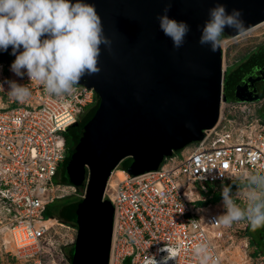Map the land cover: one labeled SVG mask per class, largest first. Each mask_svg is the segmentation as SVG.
Returning <instances> with one entry per match:
<instances>
[{"label":"built area","instance_id":"obj_1","mask_svg":"<svg viewBox=\"0 0 264 264\" xmlns=\"http://www.w3.org/2000/svg\"><path fill=\"white\" fill-rule=\"evenodd\" d=\"M8 81L27 86L30 95L23 101L10 97ZM0 86V250L25 264H69L63 251L67 243L58 245L52 238L54 225L62 224L44 212L68 194L65 188H74L53 179L69 150L64 132L80 120L94 93L76 85L71 94L50 96L26 74L16 76L5 61H0ZM191 145L186 155L172 152L140 176L109 182L110 175L103 195L113 208L108 264L126 259L146 264L147 257L160 261L167 253L159 250L166 245L173 257L168 264H199L194 249L200 243L208 244L214 264H264L260 254L226 262L215 244L222 237L219 213L209 211V204L195 206L204 199L189 190L197 184L222 191L231 184L235 195L245 173L264 168V97L221 102L215 126ZM234 198L242 203L241 195Z\"/></svg>","mask_w":264,"mask_h":264},{"label":"water","instance_id":"obj_2","mask_svg":"<svg viewBox=\"0 0 264 264\" xmlns=\"http://www.w3.org/2000/svg\"><path fill=\"white\" fill-rule=\"evenodd\" d=\"M79 2L95 7L112 45L111 51L101 45L100 72L83 76L78 84L93 91L96 105L83 126L74 123L66 129L73 147L62 181L85 186L84 197L66 216L76 227L69 264H108L113 208L103 195L111 173L118 168L134 178L153 171L163 158L215 126L226 100L222 51L213 53L209 45L199 44L201 29L217 3L229 13L239 10L251 29L264 22V0H173L167 15L190 28L179 49L159 29L157 16L169 7L167 0ZM234 35L226 28L223 37ZM11 53L9 47L6 54L13 63ZM263 75L261 68L247 76L231 90L230 99L256 101Z\"/></svg>","mask_w":264,"mask_h":264},{"label":"clouds","instance_id":"obj_3","mask_svg":"<svg viewBox=\"0 0 264 264\" xmlns=\"http://www.w3.org/2000/svg\"><path fill=\"white\" fill-rule=\"evenodd\" d=\"M167 2L169 7L157 16L159 29L172 40L174 49H179L190 28L184 21L169 18L173 0ZM208 15L199 44L209 45L213 53L226 42L221 39L226 28L235 31L231 38L246 35L249 30L239 10L229 13L221 3L209 9ZM101 45L111 51L112 41L104 35L101 18L91 4L79 0L75 4L69 0H0V51L11 47L15 56L11 71L19 77L26 74L50 96L71 94L83 76L98 74ZM21 48L23 51H19ZM7 83L10 97L23 101L30 95L27 86ZM242 180L235 195L230 186L222 188L225 211L216 223L231 226L245 222L255 232L264 228V168L245 173ZM237 194L242 196V203L236 202ZM159 251L167 255L160 261L147 257L146 264H168L173 259L170 246ZM194 254L199 264H214L207 243L198 244Z\"/></svg>","mask_w":264,"mask_h":264},{"label":"rangeland","instance_id":"obj_4","mask_svg":"<svg viewBox=\"0 0 264 264\" xmlns=\"http://www.w3.org/2000/svg\"><path fill=\"white\" fill-rule=\"evenodd\" d=\"M260 25V24H259ZM258 26V25H257ZM256 27V26H255ZM226 42L221 46L222 51V69L225 73L227 69H229V73L233 70L235 64L243 59L249 51L252 49H263L264 48V25L257 27L252 31H248L246 35L239 36L237 38H222ZM1 54V53H0ZM7 64H12L10 57L6 56L4 58ZM256 94L258 99L264 97V80L259 82L256 87ZM96 96L94 94L93 103L88 107L91 108L96 103ZM231 100V99H230ZM64 136L66 138H70L67 132H64ZM192 145L184 147L181 150L173 151V155H176L178 158L189 153ZM69 153V152H68ZM67 153V157H68ZM62 169V168H61ZM62 171V170H61ZM59 172L53 179L55 184H59L61 186L64 185L62 181V172ZM119 172V173H118ZM122 170L116 168L109 182H114L116 179H123L124 175L121 173ZM65 186V185H64ZM231 189L233 185L229 184ZM204 189L198 186L197 184H192L189 186V190L197 194L201 199H204L203 202L199 201L195 203V206H206L209 204L211 207L208 209L209 211H217L219 216L222 215L225 209L222 206V195L221 190L219 188L210 187L207 185H203ZM213 188L215 190L213 191ZM68 194L63 198L55 201L51 205H49L48 209L57 211L62 203L66 202H74L81 199L84 191V185L76 188H65L64 189ZM206 190V192H204ZM54 218V217H53ZM56 219V218H55ZM57 223L62 224L61 226L54 225V229L57 233L52 235L54 240H57L58 245L61 243L66 244L63 248L65 253L66 260L69 262L68 255H70L71 242H74L76 227L72 223H64L60 220H56ZM2 224L0 229L4 230ZM220 233H222V237L215 239V244L222 255L224 260L228 263H238L241 261L248 260L250 258L256 257L257 254L264 256V228H260L253 232L250 227L245 222L233 223L231 226H224L220 229ZM6 239H8L7 231L4 233ZM0 264H25L24 261L21 260H12L10 256L6 255L2 249L0 250ZM124 264H128V259H126Z\"/></svg>","mask_w":264,"mask_h":264},{"label":"trees","instance_id":"obj_5","mask_svg":"<svg viewBox=\"0 0 264 264\" xmlns=\"http://www.w3.org/2000/svg\"><path fill=\"white\" fill-rule=\"evenodd\" d=\"M222 38H224V37L222 36L221 39ZM6 56L8 57V55L6 54L5 51L3 53H1L0 54V61H5L4 58H6ZM241 60H243L244 62H242L241 64H237ZM241 60L235 64L233 70L230 73H229V69H227L224 73V84H223L224 85V95H225L227 100L230 99L231 90L237 84H239L241 81H243L246 78V76L248 74H250L252 71H256V69L258 67H261V65L264 64V48L257 50L256 52H253L252 54L247 55L246 57H244ZM96 99H97V96H96ZM96 103H97V100H96ZM96 103L94 104V106L96 105ZM94 106H92L91 108H88L85 111V113L81 116L80 126H83L85 124V121H86L87 117L89 116V114L91 113ZM71 141L72 142H70V141L68 142L66 140V144H67L69 150L72 149V147H73L72 138H71ZM69 150L67 151V153L69 152ZM66 161H67V157H66L64 164L66 163ZM80 201H81V199L74 201V202L70 201V202L62 203L57 211L48 209V207H49L48 206L44 212V217L45 218H53L54 217V218H56V219H58L64 223H70L66 220V216L70 212L71 207ZM72 250H73V246L71 245L70 255H68L69 261H70V257L72 254Z\"/></svg>","mask_w":264,"mask_h":264},{"label":"flooded vegetation","instance_id":"obj_6","mask_svg":"<svg viewBox=\"0 0 264 264\" xmlns=\"http://www.w3.org/2000/svg\"><path fill=\"white\" fill-rule=\"evenodd\" d=\"M257 50H260V49H252L251 51H249L248 53H247V55H249V54H252L253 52H256ZM246 55V56H247ZM245 56V57H246ZM242 62H244L243 60H241L240 62H238L237 64H241ZM261 68H264V64L263 65H261V67H258L257 69H256V71H252L250 74H248L247 76H249V75H251V74H253V73H256V72H258V71H260L261 70ZM246 76V77H247ZM264 80V75H263V77H262V80H260V81H258L257 82V84H256V87H257V85H258V83L259 82H262ZM78 124H80V120L77 122ZM69 134V133H68ZM69 136H70V138H66V140L69 142H72L71 141V135L69 134Z\"/></svg>","mask_w":264,"mask_h":264},{"label":"bare ground","instance_id":"obj_7","mask_svg":"<svg viewBox=\"0 0 264 264\" xmlns=\"http://www.w3.org/2000/svg\"><path fill=\"white\" fill-rule=\"evenodd\" d=\"M262 25H264V22L260 23V25L258 24V26L256 25V27L254 26L253 28L249 29L248 31H252V30H254V29H256L257 27H260V26H262ZM112 173H113V172H112ZM118 173H119V172H118ZM121 173L124 175L123 172H121ZM123 177H125V175H124ZM58 225H60V224H58Z\"/></svg>","mask_w":264,"mask_h":264}]
</instances>
